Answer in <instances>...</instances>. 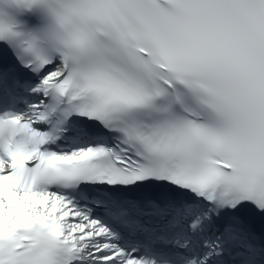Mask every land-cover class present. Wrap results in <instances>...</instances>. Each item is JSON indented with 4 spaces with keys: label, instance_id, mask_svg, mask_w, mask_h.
Here are the masks:
<instances>
[{
    "label": "snow or ice",
    "instance_id": "1",
    "mask_svg": "<svg viewBox=\"0 0 264 264\" xmlns=\"http://www.w3.org/2000/svg\"><path fill=\"white\" fill-rule=\"evenodd\" d=\"M0 264H264V0H0Z\"/></svg>",
    "mask_w": 264,
    "mask_h": 264
}]
</instances>
